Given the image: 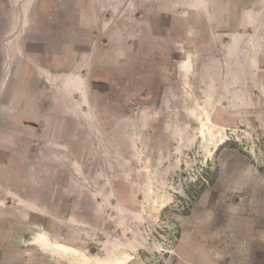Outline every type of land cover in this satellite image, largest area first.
Instances as JSON below:
<instances>
[{
	"label": "rangeland",
	"instance_id": "obj_1",
	"mask_svg": "<svg viewBox=\"0 0 264 264\" xmlns=\"http://www.w3.org/2000/svg\"><path fill=\"white\" fill-rule=\"evenodd\" d=\"M141 3L127 33L110 11L78 26L72 0H0V264H264V56L225 76L187 50L182 70ZM40 66L85 97L47 93Z\"/></svg>",
	"mask_w": 264,
	"mask_h": 264
},
{
	"label": "crops",
	"instance_id": "obj_2",
	"mask_svg": "<svg viewBox=\"0 0 264 264\" xmlns=\"http://www.w3.org/2000/svg\"><path fill=\"white\" fill-rule=\"evenodd\" d=\"M72 1L74 8L71 11L74 13L73 17L78 26L86 27L89 25V31H92L94 26L100 28L102 23L107 25V21L103 22L104 12L110 11L115 16L114 22L122 26L119 31H126L127 33L128 31H135L134 28L125 29L123 26L129 21L132 22V25L137 21V11L141 9L140 3H151V12L147 6L143 12V15L151 16V41L157 38V32H159L162 34L165 43L175 42L179 44L182 52L178 64L182 70L185 69L186 71L187 65L193 61L192 56L194 54V57L199 61L200 59L203 60L201 63L203 66L211 65L214 69V66L222 64L223 75L225 76L230 74L229 65H238L247 73L257 70V68L260 69L262 65L264 56V0ZM94 16L96 18L95 23L90 21V18ZM175 19L184 23L179 29V35H174L177 30L171 24ZM78 47L84 48L85 46L79 45ZM187 50H191L190 53L193 55H189ZM74 55H78L79 58L86 57L85 51ZM83 62L82 59L80 64ZM39 70L44 75L42 80L47 93L48 89L52 93L55 89H59L56 79L61 77V79H66L69 86L66 90L62 89L63 95L69 97L70 93L75 91L80 93L79 95L83 98L85 97V84L81 77L84 76L83 74L57 76L58 73L42 66L39 67ZM67 105L72 107L74 112L81 113L72 102L69 101ZM85 124L90 126L87 122Z\"/></svg>",
	"mask_w": 264,
	"mask_h": 264
},
{
	"label": "bare ground",
	"instance_id": "obj_3",
	"mask_svg": "<svg viewBox=\"0 0 264 264\" xmlns=\"http://www.w3.org/2000/svg\"><path fill=\"white\" fill-rule=\"evenodd\" d=\"M40 240L41 241H37V242H39V244H41V245H44V247H46V248L58 249L59 251H61V253H62V250H64L63 246H61L59 244L52 245L44 237H42ZM64 255H65V251H64ZM67 258L69 259V261L72 264H120L121 263V259H118L119 257L114 258L112 260L111 259L109 260L108 258L107 259H103V258H98V257H94V256H88V255H84V254L81 255L80 253H77V254L71 253V254H69L67 252Z\"/></svg>",
	"mask_w": 264,
	"mask_h": 264
}]
</instances>
